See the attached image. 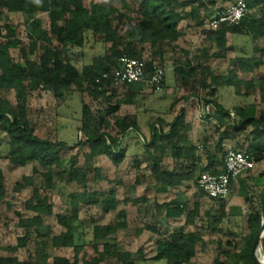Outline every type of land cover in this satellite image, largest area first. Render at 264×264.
Segmentation results:
<instances>
[{
  "label": "trees",
  "instance_id": "16d2710c",
  "mask_svg": "<svg viewBox=\"0 0 264 264\" xmlns=\"http://www.w3.org/2000/svg\"><path fill=\"white\" fill-rule=\"evenodd\" d=\"M231 1L236 0H137V14L132 15L105 1L87 6L83 0H0V146L4 143L11 165L23 167L28 163L35 164L32 181L26 182L33 188V201L21 211H15L14 216L15 226L22 231L18 246H24L31 240L40 242L41 246L36 251L37 260H20L16 256L0 254V264H47L51 257L47 251L49 243L56 252L70 250L73 254L71 264H136L131 254L122 250L116 238L117 231L127 227L124 211H117L118 200L114 191L99 193L94 189L95 182L100 179V171L89 164L96 156L108 157L115 166L122 163L125 158L122 137L129 132L139 135L144 143L148 167L152 172L150 184L155 188L177 189L183 182L194 181V171L199 166L201 172L222 173L228 145L253 154L256 163L264 161V68L260 77L244 78L241 75H247V72L239 73L243 62L236 58L228 60L231 69L226 73L208 64L212 59L225 56L222 46L225 33H238L255 42L264 38V0H244L249 13L239 24L224 23L216 29H204L214 11ZM41 13L45 14L44 18L39 16ZM12 16L19 18L16 23L12 21ZM183 20L192 32H202L204 41L209 44V47H199L193 53L183 46L179 47L182 57L174 61L173 74L185 89L192 91L184 97L185 101L198 100L200 89L213 94L218 88L231 87L236 95L246 97L258 93V105L251 103L233 107V113L213 103L215 111L203 118L216 119L217 137L213 143L208 137H204V143L200 145L190 140L188 134L192 127L185 122L183 110L167 125L168 129H164L162 119L149 123V138L146 141L136 117L122 113L121 109L136 105L144 87L153 90V86L124 84L114 87L110 84L121 57L143 61L148 73L153 71L154 66L162 67L160 63L164 55L178 49L177 44L182 38L178 26ZM21 25L26 32L24 38L19 35ZM88 33L103 43L104 53L94 58L91 64L79 68L71 60L70 52L85 45ZM212 45L215 51H210ZM146 46L149 47L148 53ZM258 52L260 60L253 62L256 69L264 67V48ZM104 74H109V77L103 79ZM97 79L101 81L98 83ZM41 88L61 99L71 91L86 93L96 103L94 109L85 104L82 106L80 131L84 141L78 144L88 148L84 163L79 164L78 154L65 159L61 151L66 144L29 118L28 95ZM9 93L15 98L13 108L1 103ZM240 134H245L244 143L238 141ZM166 159L173 161L171 168L165 165ZM137 163L140 164V160ZM251 170L239 175H249L239 192L243 193L246 202H249L247 181H255ZM92 173L93 178L90 179ZM54 176L75 183L82 189L69 195L67 212L57 215V223L63 229L58 235H54L49 223L46 224L52 211L41 194V190L53 187ZM260 177H264V173ZM18 190L16 186L15 191ZM261 198L262 194L259 209L244 218L241 246H232L229 242L217 243V247L226 250L223 255L228 264H257L252 248L262 224ZM141 200L143 207L138 210L149 213V200L145 197ZM188 205L187 200L166 203L165 215L160 222L167 225L169 219L187 212ZM10 206V195L0 173V231L7 226L3 218L10 211ZM81 209L118 212L120 221L117 225L104 228V244L95 256L84 251L81 258L78 257L84 248V244L76 240ZM189 219L194 221L192 213ZM219 222V219H214L207 228L216 232ZM147 228L158 236L154 259L165 261V264L189 263L196 256L197 244L203 242L194 232H169L166 229L160 233L156 224L147 225ZM17 248L0 245V253ZM260 256L264 259V239L260 244Z\"/></svg>",
  "mask_w": 264,
  "mask_h": 264
},
{
  "label": "rangeland",
  "instance_id": "374dc122",
  "mask_svg": "<svg viewBox=\"0 0 264 264\" xmlns=\"http://www.w3.org/2000/svg\"><path fill=\"white\" fill-rule=\"evenodd\" d=\"M105 1L111 6L126 11L132 15L137 14V0H83L85 5ZM228 2L225 5L231 4ZM45 17L44 13L39 14ZM12 21L16 23L18 17L12 16ZM208 23V22H207ZM207 23L205 28L207 29ZM182 33L178 49L174 52H167L160 63L165 70L164 87L160 91L153 92L150 87H144L138 98V103L131 106H123L121 112L129 116H134L147 141L149 138V123L163 121L164 129H168L170 122L183 110L185 122L191 124V131L188 136L195 144H202L204 137H208L213 143L217 137L215 132L216 119H200L212 113L213 103L216 102L225 110L233 113V107H243L248 104H259L258 93L254 96H238L231 87L218 88L215 93L210 94L208 90L200 89L198 91V100L191 99L185 101L184 97L192 91L185 89L173 74L174 61L182 57L179 47L196 52L199 47H209L204 41L202 32L195 33L187 26L183 20L178 26ZM24 25L20 26L19 35L25 37ZM224 57L222 59H212L208 63L221 73H226L231 69L228 60L236 58L243 62L240 72L244 70L247 77H260L262 68H255L253 62L260 60L259 49L264 48V38L259 41H249L248 37L238 33H225L222 40ZM254 47H256L254 49ZM211 46L210 51H215ZM147 53L149 47L146 46ZM104 53V45L96 37L88 33L86 43L81 49H74L70 52L71 60L82 68L91 64L94 58ZM241 74V73H240ZM246 76V77H245ZM1 103L9 108L15 105V98L12 93L6 94ZM176 103L174 107L172 104ZM88 105L94 109L96 103L86 94L79 92H69L63 99L57 98L47 89H39L28 95L27 105L29 118L37 125L45 128L48 133L54 135L60 142L66 144L61 151L65 159L78 154L79 164L84 163V154L88 153L86 145L79 146L78 143L84 141V136L80 131L82 122V106ZM258 108L255 110L257 114ZM200 117V118H199ZM203 120V121H202ZM244 135L238 136V141L244 143ZM122 147L125 158L122 163L115 166L106 156H96L91 159L90 165L93 169H99L100 179L95 182L94 189L99 193L114 191L118 200L117 211H124L127 227L119 229L116 233L117 240L121 243L122 250L127 251L135 259L136 264H165V261L155 260V249L158 236L147 228V225L156 224L158 231L163 233L166 229L169 232H194L202 238L196 246V256L186 264H228L223 252L225 249L217 247V243H231L232 246L240 247L244 229V218L251 211L259 209V197L264 193V161L256 163L251 170L254 182L248 179L247 197L249 202L244 201L243 193H239L244 184L245 178L249 175L242 174L238 176L233 185V191L223 201L212 200L208 196L201 194L195 181L183 182L177 189L155 188L152 186V172L148 167L144 143L140 136L129 132L122 137ZM74 147L70 149V147ZM229 146V145H228ZM210 149V148H208ZM204 154V151L202 152ZM203 165L205 156L203 157ZM140 160V164L137 163ZM165 165L173 166V161L165 160ZM35 164L28 163L23 167H16L9 163L4 151V143L0 146V173L4 177V185L10 195V211L5 214L3 220L7 226H3L0 231V245L3 247H18L15 251H2V256H16L20 260H37L39 257L36 251L41 247L40 242L31 240L24 246H18L19 238L22 237V231L15 226V211H21L25 205L33 201V188L26 182H31L33 178V167ZM201 173L200 166L195 169L194 177ZM93 178V173L89 175ZM19 190L15 191V187ZM82 189L75 183H68L66 179L53 177V187L47 190H41L43 199L51 205L52 216L50 221L46 222L52 226L54 235H58L63 229L57 223V215L66 213L68 210V198L71 193L80 192ZM142 197L149 200V213H142L138 209L142 206ZM176 200L181 202L187 200V212L174 219H169L168 224L161 223L165 215L166 203ZM143 207V206H142ZM104 212L80 210L78 216V228L76 231V240L84 244L83 251L78 255L81 258L85 251L89 255L95 256L102 250L104 244L105 227L107 225H117L120 221L118 212ZM194 215V221H190L189 214ZM214 219H219L218 230L213 232L207 226ZM141 229L140 233L138 230ZM45 231V230H43ZM47 251L51 254L47 264H71L72 252L65 250L56 252L52 249L51 243L48 244Z\"/></svg>",
  "mask_w": 264,
  "mask_h": 264
},
{
  "label": "built area",
  "instance_id": "2783aa9c",
  "mask_svg": "<svg viewBox=\"0 0 264 264\" xmlns=\"http://www.w3.org/2000/svg\"><path fill=\"white\" fill-rule=\"evenodd\" d=\"M249 13V8L244 0H236L234 3L223 5L214 11L212 18L207 23L211 29H216L220 24H239ZM119 68L112 73L110 84L119 87L124 84H149L153 86V92L160 91L164 87L165 70L163 67L154 66L153 71L148 73L145 70L143 61L121 57ZM109 74H104L103 79H107ZM101 80L97 79L99 83ZM200 118V117H199ZM205 118V116L200 119ZM253 154L236 150L227 146L223 165L224 171L220 174L201 172L195 181L197 188L212 199L224 200L233 191V185L237 177L244 171L253 169L255 166Z\"/></svg>",
  "mask_w": 264,
  "mask_h": 264
},
{
  "label": "water",
  "instance_id": "95a60500",
  "mask_svg": "<svg viewBox=\"0 0 264 264\" xmlns=\"http://www.w3.org/2000/svg\"><path fill=\"white\" fill-rule=\"evenodd\" d=\"M261 218H262L261 228L253 242V248H252L253 259L257 264H264V259H262L260 256V244H261V240L264 239V193H262V198H261Z\"/></svg>",
  "mask_w": 264,
  "mask_h": 264
}]
</instances>
